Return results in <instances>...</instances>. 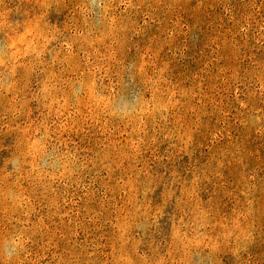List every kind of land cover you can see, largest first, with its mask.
Wrapping results in <instances>:
<instances>
[{
    "label": "rangeland",
    "instance_id": "rangeland-1",
    "mask_svg": "<svg viewBox=\"0 0 264 264\" xmlns=\"http://www.w3.org/2000/svg\"><path fill=\"white\" fill-rule=\"evenodd\" d=\"M0 264H264V0H0Z\"/></svg>",
    "mask_w": 264,
    "mask_h": 264
}]
</instances>
